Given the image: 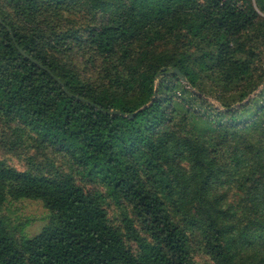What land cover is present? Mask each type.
<instances>
[{"label": "trees", "instance_id": "obj_1", "mask_svg": "<svg viewBox=\"0 0 264 264\" xmlns=\"http://www.w3.org/2000/svg\"><path fill=\"white\" fill-rule=\"evenodd\" d=\"M263 59L264 0H0V208L50 215L0 264H264Z\"/></svg>", "mask_w": 264, "mask_h": 264}, {"label": "rangeland", "instance_id": "obj_2", "mask_svg": "<svg viewBox=\"0 0 264 264\" xmlns=\"http://www.w3.org/2000/svg\"><path fill=\"white\" fill-rule=\"evenodd\" d=\"M211 101L219 106L215 101ZM117 213L116 210H112L109 215L116 216ZM49 222V212L40 201L20 200L13 202L8 200L0 208V223L5 226L16 241L35 237ZM115 222L117 223V220ZM194 262L196 264H211L203 255L194 257Z\"/></svg>", "mask_w": 264, "mask_h": 264}, {"label": "water", "instance_id": "obj_3", "mask_svg": "<svg viewBox=\"0 0 264 264\" xmlns=\"http://www.w3.org/2000/svg\"><path fill=\"white\" fill-rule=\"evenodd\" d=\"M218 23H220L219 21H218ZM12 37V36H11ZM15 47L17 48V50L19 51V53L23 56V57H25L26 59H28L29 61H31L33 64H35V65H37L40 69H44L43 68V66L42 65H40V64H38L36 61H34V60H32L31 58H29L21 49H19V47L15 44ZM173 73L174 74H176L179 78H180V80L182 81V82H186L185 81V79H184V77L180 74V72L178 71V70H173ZM56 81L57 82H59V80L58 79H56ZM61 84V83H60ZM62 85V84H61ZM65 90V89H64ZM154 98H155V94L153 95V98H152V101L154 100ZM81 100V99H80ZM152 103V102H151ZM108 114H120L122 117H126V118H128V119H130V118H132V116H133V114H131V115H125V114H122V113H118V112H111V113H108Z\"/></svg>", "mask_w": 264, "mask_h": 264}]
</instances>
